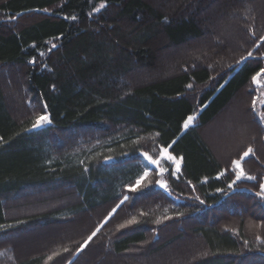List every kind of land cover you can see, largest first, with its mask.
Instances as JSON below:
<instances>
[{
    "label": "trees",
    "instance_id": "1",
    "mask_svg": "<svg viewBox=\"0 0 264 264\" xmlns=\"http://www.w3.org/2000/svg\"><path fill=\"white\" fill-rule=\"evenodd\" d=\"M261 7L258 0H0V264H89L95 257L99 264H161L154 257L186 249L182 237L191 253L203 249L187 264H264V197L257 195L264 73L259 85L252 80L264 69ZM226 13L237 17V37L230 36L238 45L217 33L216 17ZM5 91L17 93L20 116ZM239 97L252 136H233L215 152L203 132ZM40 115L51 123L34 128ZM165 147L183 158L175 175L167 161L161 175L143 155L157 158ZM249 147L241 166L256 179L237 180L232 162ZM145 169L146 186L130 191ZM61 183L73 187L68 196L76 203L9 213L10 197ZM51 226L70 228L71 240L22 260L16 237Z\"/></svg>",
    "mask_w": 264,
    "mask_h": 264
},
{
    "label": "rangeland",
    "instance_id": "2",
    "mask_svg": "<svg viewBox=\"0 0 264 264\" xmlns=\"http://www.w3.org/2000/svg\"><path fill=\"white\" fill-rule=\"evenodd\" d=\"M258 5L260 6V9H262L261 6L264 5V0H258ZM216 6H218V4L215 5L214 7L216 8ZM200 16L202 17V15ZM226 16H229L228 18L230 19L228 18L222 19L221 16L216 17V20H217L216 23L218 24L217 33L222 35V37L225 38V40H228L229 42L231 41L235 45H238L234 35L230 36V32H233L235 36L237 37L235 26L232 24V22L234 23L237 17L234 16V14L229 15L227 13H226ZM223 22H225V24ZM240 34L242 37H244V34L242 32H240ZM5 92H6L7 99L9 101V107L11 109V112L14 113L15 116L17 115L20 116V113L22 112L21 111L22 107L20 104V99L17 97V93L14 92L10 94V92L8 93L7 91ZM242 104H243V101L240 100V97L237 100L233 101V103L226 110H224V112H222L215 119L214 122L209 124L206 127L205 131L203 132L205 133L204 134L205 138L210 142L215 152L218 151L220 153L222 149L223 150L226 149L228 147L227 145L231 141H233V136H236V135L240 136L242 140L245 138H250V136H252L251 135L252 131L250 132L246 124L244 108ZM230 145H232V142ZM234 148L235 147H233L231 150H233ZM165 161H167L171 166L173 165L172 167L173 169L176 168V165L172 163L171 161H168V160H165ZM180 165H181V160H180ZM72 189L73 187H70L69 185H66L64 183L56 185L53 188H36L34 190L30 189L29 191H25L21 193L20 195H16L15 197L13 196L10 197L8 204L10 205L11 211H9V213L12 215H15L19 213H31L33 211L41 212V211L50 209V207H53L55 205L65 206L68 204H74L78 201V198H76L73 195L68 196L70 192L71 193L75 192V190L74 189L72 190ZM47 199H50V201L45 202V203L41 202ZM22 205L25 207H23ZM72 227H74V225H72ZM69 229L67 228L57 229L56 227L51 226L49 229L46 228L44 230L34 231L30 235H24L23 233L22 236L16 237V239L18 240L17 248L19 251L20 258H22V260H25L28 256L43 252L47 247L52 246L53 244L59 241L69 240L73 236L72 231H69ZM72 230L74 229L72 228ZM189 239H185L184 237H182V239H180V241L178 242L180 244L183 242L181 245H185V247L187 246L186 249L182 248L180 245L176 247L172 246L171 250L163 252L159 256L160 258L154 257L155 255H153V256H148L147 259L149 260L153 257L156 259H160L161 264H169V263L171 264L174 261H176L177 264H183V261L185 262L184 264H187V262L190 261L192 256L203 251L202 248H197L193 250L191 253L189 251L190 250L189 245L191 243ZM197 240L199 241L200 239L198 238ZM195 242H196V239H195ZM184 255L186 256V258ZM122 257H125V256H122ZM113 260L114 258H109L107 262H113ZM98 261H99L98 257H95L93 261L89 264H99ZM123 262L124 260L122 261V263Z\"/></svg>",
    "mask_w": 264,
    "mask_h": 264
},
{
    "label": "snow or ice",
    "instance_id": "3",
    "mask_svg": "<svg viewBox=\"0 0 264 264\" xmlns=\"http://www.w3.org/2000/svg\"><path fill=\"white\" fill-rule=\"evenodd\" d=\"M101 7H104V4H101ZM99 10V9H97ZM47 11V10H45ZM73 19H75V17H73ZM261 40H264V37H261ZM53 47H55V45H53ZM253 55L252 52H249L248 53V56L251 57ZM243 59V58H242ZM261 73H264V69H261L259 72L256 73L255 76L252 77V80L254 83L256 84H260L261 82L257 79ZM189 87H191V85H189ZM261 104H264V100H261L260 101ZM253 109L255 110V106L257 104V100L254 99L253 102ZM261 116V119L264 120V112L260 113L259 114ZM194 120V117L192 116H189L187 118V120L184 122V128L187 129L189 127V125L192 123V121ZM51 123V120L49 119V117L47 115H40L36 118V121L35 123L33 124V127L34 128H37V127H40L44 124H50ZM170 147V146H169ZM250 153H253V149L251 147H249L247 149V151H245L243 153V155L241 156V158L239 160H234L232 163L234 165V167L236 169H239V171H237L236 173V179L239 180L241 177H244L248 180H255L256 177L255 176H250V175H247L244 171V169L242 168L241 166V160H243L245 157H248ZM145 159L147 161H149L151 164L153 165H156L157 168L159 169V174H163L164 172H167L168 169L167 168H164L162 166V161L164 160H168V161H171L172 163H174L176 165V168H175V172L173 173V175H175L176 172H179L180 171V160H182L183 158L181 157L180 159H177L176 157L172 156L171 154H169V151H168V148L165 147V148H162L160 150V153L159 155L157 156V158H153L151 155H149L148 153H143ZM150 175V172L149 170L145 169V171L137 178V180L135 181V184L134 185H130L129 186V190L130 191H138V189L142 186H146L144 185V181L149 177ZM221 175H223V173H221ZM157 184L160 185V187L162 188H165L167 189V185L166 183H163L161 181H156ZM233 184L236 183V181L234 180L232 182ZM229 187L231 188L232 185L230 184ZM260 189L261 191L257 193L258 196H261V197H264V184H261L260 185ZM129 199L128 196H125L123 198V200L120 201L119 204H117L114 208L111 209V211L107 214V216L104 218V223H107L111 218L112 216L117 212V210L120 208V206ZM136 220H135V217H133L132 219L126 221L125 224H121L119 227L123 228L125 226H127L128 224H133L135 223ZM159 222V221H158ZM103 227V224L99 225L95 231H93L91 233L90 236H88L87 240L84 242L83 245H81V250L87 246V244L93 239V237H95L97 235V233L100 231V229ZM64 251H68L67 248L64 249ZM2 254V253H0ZM49 259H52V257H49ZM69 264H71V262H69Z\"/></svg>",
    "mask_w": 264,
    "mask_h": 264
}]
</instances>
